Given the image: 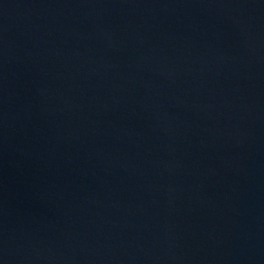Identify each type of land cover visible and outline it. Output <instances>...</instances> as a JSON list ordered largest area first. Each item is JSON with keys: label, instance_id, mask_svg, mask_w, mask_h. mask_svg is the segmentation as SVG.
Instances as JSON below:
<instances>
[{"label": "water", "instance_id": "obj_1", "mask_svg": "<svg viewBox=\"0 0 264 264\" xmlns=\"http://www.w3.org/2000/svg\"><path fill=\"white\" fill-rule=\"evenodd\" d=\"M0 264H264V0H0Z\"/></svg>", "mask_w": 264, "mask_h": 264}]
</instances>
